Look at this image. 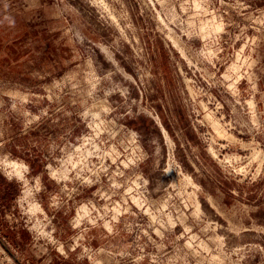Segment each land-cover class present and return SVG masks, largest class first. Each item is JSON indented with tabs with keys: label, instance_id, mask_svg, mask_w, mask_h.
Wrapping results in <instances>:
<instances>
[{
	"label": "rangeland",
	"instance_id": "1",
	"mask_svg": "<svg viewBox=\"0 0 264 264\" xmlns=\"http://www.w3.org/2000/svg\"><path fill=\"white\" fill-rule=\"evenodd\" d=\"M0 264H264V0H0Z\"/></svg>",
	"mask_w": 264,
	"mask_h": 264
},
{
	"label": "bare ground",
	"instance_id": "2",
	"mask_svg": "<svg viewBox=\"0 0 264 264\" xmlns=\"http://www.w3.org/2000/svg\"><path fill=\"white\" fill-rule=\"evenodd\" d=\"M215 19V18H214ZM213 22L211 21V23L210 24H212ZM215 23V22H214ZM213 23V24H214ZM214 26V28L213 29H211V28H209V30H211V32H212V30H215V31H218V32H220V31H222V24H215V25H213ZM212 27V26H211ZM209 33V32H208ZM210 34V33H209ZM239 66H237L236 64L235 65H232L231 67H230V70L231 71H234V72H236V74L238 75L239 74V72L237 71V70H239V68H238ZM240 77V76H239ZM225 78H226V80L227 79H229V76L228 75H225ZM239 78H237V80H238ZM230 88H231V90H236V87H235V84H232L231 86H230ZM252 102V101H251ZM250 105V104H249ZM253 105V103H251V105L250 106H252ZM253 109H254V107H253ZM165 133V132H164ZM80 150V149H79ZM12 167H14V171H16V172H19V170H18V166L16 165V163H14V165H12ZM135 200V199H134ZM138 202V201H137ZM81 211H82V213L83 214H86L87 213V209H86V207H82L81 208Z\"/></svg>",
	"mask_w": 264,
	"mask_h": 264
}]
</instances>
